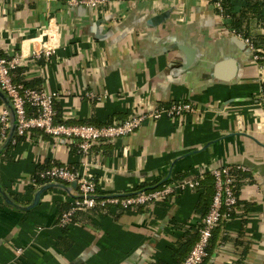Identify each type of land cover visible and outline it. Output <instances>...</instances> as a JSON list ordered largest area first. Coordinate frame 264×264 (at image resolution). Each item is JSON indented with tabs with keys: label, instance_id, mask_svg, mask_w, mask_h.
Returning a JSON list of instances; mask_svg holds the SVG:
<instances>
[{
	"label": "crops",
	"instance_id": "obj_1",
	"mask_svg": "<svg viewBox=\"0 0 264 264\" xmlns=\"http://www.w3.org/2000/svg\"><path fill=\"white\" fill-rule=\"evenodd\" d=\"M232 2L234 14L247 7L246 0ZM258 2L260 14L242 19L264 51V0ZM230 29L209 0H109L96 8L0 0V53L19 57L13 78L58 94L59 122H120L178 100L198 108L147 118L133 134L93 146L91 165L67 140L36 130L19 137L11 127L0 140V264H178L208 208L209 171L238 164L249 169L240 177L239 204L214 228L202 264H264V86L246 35ZM44 48L52 53L32 56ZM6 100L1 92L0 107ZM46 162L86 173L99 195L203 179L197 189L138 209L82 211L61 228L58 215L77 185L33 184ZM49 183L60 186L36 197Z\"/></svg>",
	"mask_w": 264,
	"mask_h": 264
},
{
	"label": "built area",
	"instance_id": "obj_2",
	"mask_svg": "<svg viewBox=\"0 0 264 264\" xmlns=\"http://www.w3.org/2000/svg\"><path fill=\"white\" fill-rule=\"evenodd\" d=\"M109 0H67L69 5H85L96 8ZM218 14L228 17L224 12L220 0L213 3ZM233 33L234 29H230ZM247 44L253 62L259 65L260 80L264 86V51L257 48L247 37H243ZM50 48L32 52L34 58L49 56ZM18 56H0V91L7 97L11 109L0 107V140H5L14 123L17 136H25L31 131H39L53 140L64 139L75 146L78 154L84 157V164L91 165L93 146L112 141L119 137L133 134L141 123L149 119H158L162 116L183 117L196 112L197 106L189 101H172L168 105H160L150 110L132 112L120 122L94 125L89 123L68 124L56 120L54 108L56 92H48L41 87H26L13 80V71L19 66ZM85 97L93 99L92 92H86ZM13 113V115H12ZM13 122V123H12ZM249 169L244 165H225L211 169L210 175L214 180V191L207 213L201 219L197 239L191 246L182 264H202L208 256V245L213 230L225 218H231L239 203L237 186L240 181L239 173H247ZM40 182H67L77 183V196L70 202L68 209L58 215V225L67 228L76 223L75 214L95 207L117 206L123 209H134L147 205L159 199H167L183 190H194L200 187L202 176L194 179H181L164 184L161 188L150 191H138L132 195H99L95 182L86 173L81 174L77 169L67 165L51 163L38 172ZM36 182L33 179V184ZM22 251L17 249V253Z\"/></svg>",
	"mask_w": 264,
	"mask_h": 264
},
{
	"label": "trees",
	"instance_id": "obj_3",
	"mask_svg": "<svg viewBox=\"0 0 264 264\" xmlns=\"http://www.w3.org/2000/svg\"><path fill=\"white\" fill-rule=\"evenodd\" d=\"M218 0H209V2H211L212 4L214 2H216ZM220 3L222 4L223 6V9H224V12L227 14L228 18L230 19V25L231 27L234 29V31L237 33V34H244L246 35V37H248L253 43H256V41L253 39V37H250L248 34H247V29H246V25H244L243 23V19L242 18H246V16H252L254 17L255 15H258L260 14V8H261V4L258 2V0H246V5L247 7L240 11L239 14H234L232 12V8H233V2L232 0H220ZM257 44V43H256ZM0 56H3L2 53H0ZM17 70V69H16ZM15 70V71H16ZM15 71L13 72V74L15 73ZM18 71V70H17ZM14 82L16 83H22L24 86L26 87H31L32 88V85L29 84V82H26L25 80H22V79H17L16 77L13 78ZM56 120L58 121V116H56ZM20 137V136H19ZM48 166V163L46 162L45 165H42V166H39V168H37V171L36 173L33 175V178H34V181L36 183H39L40 182V179L38 178V172L40 170H42L43 168H46ZM243 175V173H239L238 177L240 179V177ZM212 180L211 182L209 181L208 182V187L207 189L210 190L212 188V192H211V197H210V202H211V198H212V195H213V191H214V180H213V177H211ZM169 182V179L166 180V181H155V182H152L151 184L149 185H146V184H142L140 186H136L134 187L133 189L129 190L127 192V194H124V195H132L138 191H150V190H155V189H158V188H161L164 184L168 183ZM238 185H239V182H238ZM237 194H238V186H237ZM210 202H209V205H210ZM239 204V203H238ZM208 205V207H209ZM66 206V205H65ZM141 207V206H138L136 207L137 209ZM68 208V207H67ZM65 208V209H67ZM119 208V207H117ZM65 209H62L61 212ZM135 209V208H134ZM121 210H125L123 208H121ZM128 210V209H126ZM208 210V208H207ZM207 210L206 212H204L201 216L204 217L205 214L207 213ZM84 212L82 211H79L75 214L74 218L76 220V217L79 215V214H82ZM201 225V223L198 225L197 227V234H196V238L193 239L192 243L188 244L187 246V250H186V254L185 256L183 257V259L178 262V264H182V261L184 260V258L186 257L187 253L189 252L191 246L193 245V243L195 242V240L197 239V235H198V228L199 226ZM212 237V236H211ZM211 239V238H210Z\"/></svg>",
	"mask_w": 264,
	"mask_h": 264
},
{
	"label": "water",
	"instance_id": "obj_4",
	"mask_svg": "<svg viewBox=\"0 0 264 264\" xmlns=\"http://www.w3.org/2000/svg\"><path fill=\"white\" fill-rule=\"evenodd\" d=\"M0 95H1V91H0ZM6 101H8V99L6 100ZM7 104H8V108H10L11 109V106H10V104H9V102H7ZM12 115H13V113H12ZM14 128H15V126H14V124L12 125V131H14ZM60 186V184H58V183H49V184H45V185H43L37 192H36V197H39L40 196V194L44 191V190H46V189H48V188H51V187H53V186ZM76 185H77V183H76V181H73V182H71V186L73 187L74 186V188L76 187Z\"/></svg>",
	"mask_w": 264,
	"mask_h": 264
}]
</instances>
